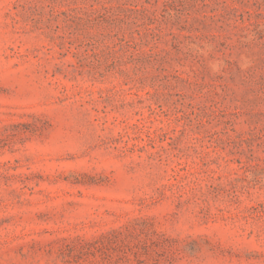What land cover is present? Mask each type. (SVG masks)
<instances>
[{
	"label": "rangeland",
	"instance_id": "1",
	"mask_svg": "<svg viewBox=\"0 0 264 264\" xmlns=\"http://www.w3.org/2000/svg\"><path fill=\"white\" fill-rule=\"evenodd\" d=\"M0 264H264V0H0Z\"/></svg>",
	"mask_w": 264,
	"mask_h": 264
}]
</instances>
